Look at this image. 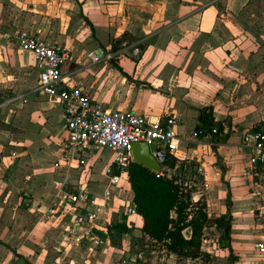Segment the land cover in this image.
Segmentation results:
<instances>
[{
	"label": "crops",
	"instance_id": "0c3cea01",
	"mask_svg": "<svg viewBox=\"0 0 264 264\" xmlns=\"http://www.w3.org/2000/svg\"><path fill=\"white\" fill-rule=\"evenodd\" d=\"M25 1L22 6L32 11L30 6L34 0ZM37 2L39 5L34 6L45 19L51 20V25L36 24V18L28 13L12 16L8 12L4 16L6 3L8 6L19 5V1L0 0V103L1 99L18 95L26 100L25 103L16 100L6 105L8 118L2 123L9 127L0 129V171L4 169L3 164L5 167L7 163L15 165L17 174L13 175L18 179L13 184L24 185L23 196H26L11 195L10 190L9 194H0V264H96L90 257L79 255L84 253L81 247L94 242L76 244L70 239L73 248H61L51 245L45 237L56 230L62 236L70 233L72 238L71 209L66 204V191L62 194L60 189L54 195L52 189L46 195L49 200L54 196L60 202L61 194L63 206L54 211L59 212L56 227L60 229L42 221H37L36 226L33 223L34 184L28 170L34 167V157L39 156L38 164L52 154L42 134L46 129L41 126L39 131L35 124L48 116L62 117L57 103L48 97L43 96L49 101L47 103L32 100L36 94L33 89L38 67L32 55L21 51L13 37H5V33L12 35L15 29L33 34L51 45L67 47L69 59L62 69V85L80 87L103 109L161 117L162 120L175 115L177 125L174 128L179 136L175 156L181 165L180 172L186 178L196 176L199 187L191 193L201 189L205 192H196L193 199L198 200L204 194L207 205L209 201H222L225 208L221 206L220 215H223L228 198L230 214L235 218L232 210L238 197L247 201L252 213L250 204L254 201L257 204L264 190L258 185V168L253 169L249 164L252 150L250 144L244 142V134L256 125L264 126V0ZM46 35L50 36L47 40ZM134 45L140 49L137 56L130 54V48L112 60L98 64H91L87 58L94 50L117 52ZM7 96L9 98H5ZM155 98L167 105L157 107L153 104ZM201 111L206 120L227 125L214 139L210 135L193 136L195 127L201 125ZM62 130L65 140V127ZM36 143L43 149L34 148ZM63 147L59 145L53 152L55 163L60 165L51 168L53 173L59 172L54 185L58 188L81 185L100 196L104 181L90 178L93 176L90 175L92 160L87 157L85 166L77 167L71 151ZM11 153L13 156H9ZM21 168L26 170L25 183L18 175ZM8 182L0 181V192ZM204 182L207 188H202ZM93 183L100 189L87 187ZM46 186L43 190H48ZM127 186L131 201L132 192L129 184ZM119 204L120 201L115 200L114 207L118 208ZM122 211L117 215L119 219L125 216L132 224L133 230L129 233L143 237L140 216L124 215ZM51 212L43 215L45 221ZM41 224L42 228L38 229ZM35 229H38V235L34 233ZM100 237L104 238V245H110L109 233ZM71 250L78 256H70Z\"/></svg>",
	"mask_w": 264,
	"mask_h": 264
},
{
	"label": "built area",
	"instance_id": "2783aa9c",
	"mask_svg": "<svg viewBox=\"0 0 264 264\" xmlns=\"http://www.w3.org/2000/svg\"><path fill=\"white\" fill-rule=\"evenodd\" d=\"M5 37H13L21 51L32 55L38 67L33 93L48 97L57 103L67 133L65 149L71 151V157L78 161L77 167L85 166V158L89 156L85 152L87 149H107L112 152V159L103 171L104 182L100 196L81 185L65 192L66 204L71 209L73 243L92 241L98 244L101 241L100 235L107 236L109 233L112 211L117 213L123 209L124 215H137L129 200H119V207L113 208L116 193L129 190L127 172L133 162V144L144 143L148 146L150 154L160 166V171L155 173L157 177L171 181L183 191L199 187L196 176L186 178L180 172L181 165L175 156L179 141L174 128L177 125L175 115L162 120L161 117L105 110L92 101L80 87L62 85V69L69 59L67 47L51 45L25 31H16L12 35L7 32ZM130 48L132 56L139 54V48L134 45L123 47L117 52L94 50L87 54V58L91 64H98L103 60H112ZM16 100L26 102L21 95L10 99L9 102ZM220 126L225 129L227 125L223 122ZM215 133L216 129H213L211 134ZM202 134L203 131L199 130L194 132L193 136ZM244 142L250 144L252 153L249 164L253 169L258 168V185L264 190V126L255 132H246ZM198 174H201V171H198ZM202 188H207V185L203 183ZM255 210L261 219L256 225L257 242L254 249L264 261V193L258 198Z\"/></svg>",
	"mask_w": 264,
	"mask_h": 264
},
{
	"label": "rangeland",
	"instance_id": "374dc122",
	"mask_svg": "<svg viewBox=\"0 0 264 264\" xmlns=\"http://www.w3.org/2000/svg\"><path fill=\"white\" fill-rule=\"evenodd\" d=\"M18 4H12V5H7L6 3V8L3 11L4 16H6L9 12V15L12 16H21V14H30L34 18H36L35 22L36 24H40L41 22H44L45 25H51L52 22L51 20H47L44 18V15L41 13L39 8L34 5H39V2L37 0H34L33 5H31L30 9L32 11H27L23 4H26L25 0H18ZM160 1H166V0H160ZM180 2H186L187 0H176ZM47 11V10H44ZM50 15V14H49ZM25 16V15H24ZM4 20L6 19L3 17ZM16 31H23L21 29H15ZM37 35V34H36ZM49 35H46L44 37L46 40L49 38ZM119 45V44H118ZM117 45V46H118ZM116 46V47H117ZM140 51V49H139ZM129 58H132L131 56H128ZM134 59V58H133ZM5 98H9L8 96ZM4 98V99H5ZM14 97H11L9 99H1L2 103H0V112L1 110L3 111L2 114H0V129H5L9 127V125L3 124L2 120H5L8 118V110L6 105H8L9 100L13 99ZM35 98V99H34ZM34 100H41L44 102H49L45 97L35 94ZM7 101V102H6ZM1 102V101H0ZM4 102V103H3ZM157 107H163L166 106L167 104H164L161 100H158L155 98V101L153 102ZM170 105V104H168ZM6 107V108H5ZM5 109V110H4ZM9 109V108H8ZM41 126L46 129V131L43 134L44 138H46L48 142V146L52 150V154L49 157L48 160H41L40 163L37 164L36 160L39 159V156L34 157V167L30 170H28V174L32 176V181H33V192H32V197L34 200V220L33 223L36 226V223L42 221L46 222L48 226H51L52 228H57L60 229L59 227H56L57 225V220L59 218V212L54 213L56 209H59L63 206V203L61 201V194L59 196L58 201L57 197H52L49 200V197L46 198V195L48 194V191H51L52 193L58 194V192L61 189V193L63 194L64 191H69L73 187L71 184L65 185L62 187H56L54 185L55 181H58L59 179V172L51 170V168H57L59 167V163H55V153L53 154L54 150L61 145L64 146L63 149L65 148V140H64V121L60 117H53V116H48L44 118V121L38 124H35V128L38 129L39 131L41 130ZM63 127V128H62ZM36 132V131H35ZM35 135H39L41 133H34ZM32 135V134H31ZM40 136V135H39ZM36 147L39 150H42V145L36 143ZM65 150V149H64ZM89 154L90 160H92V165L90 166L91 174L94 179L98 180H103V171L104 168L106 167L107 163L112 159V153L107 150V149H92L89 152H86ZM9 156H13V154H9ZM62 156H64L62 154ZM15 158V157H14ZM78 161L74 159V163L76 164ZM88 162V159H87ZM55 164H58L56 167ZM27 166L30 164H26ZM4 168V169H3ZM15 165L7 163L6 167L3 164L2 169L3 171H0V181L8 182L6 186H2L1 189L2 194L3 192L8 193L11 191V195L15 194L18 196H23L25 193L24 185L21 186H15L13 184L14 181L18 179V176L15 177L16 172L14 171ZM22 172H18L19 177L23 180V183H25V173L26 170L25 168H21ZM17 174V173H16ZM72 172H70V175ZM54 177L53 179H50L51 177ZM83 176V175H82ZM73 180V178L71 179ZM12 182V183H11ZM16 183V182H15ZM205 183V182H204ZM48 188V190L44 189L43 187ZM103 185H101V189ZM87 187H91L96 189H100V186H97L95 183L88 185ZM68 189V190H67ZM10 190V191H9ZM199 194L205 193L202 189L201 191L198 190L196 191ZM192 192V198H196L195 193ZM198 194V195H199ZM238 195V194H237ZM26 196H23L25 198ZM130 198V194L128 193V190L123 191V192H117L116 195L113 198V208H114V203L115 200H120L123 202H128ZM199 199L204 200L206 203V210L207 213L210 217H216L222 213L223 207L225 208V205H223L222 201L218 202H208L209 205H207L206 201V196L203 194L198 197ZM24 200V199H22ZM249 202V201H248ZM223 207L221 208V206ZM220 206V207H219ZM256 206L257 204L255 201L253 204H250V211L249 212V206L246 200L244 199H235L234 201V206H233V221L231 223V253L233 255L232 258V264H264V261L262 257L255 251L254 249V244L257 242L256 240V225L260 221V217H258L256 213ZM41 208L43 210H38L37 208ZM117 209V208H114ZM51 212L49 218L47 221L43 219V215H49V212ZM116 212L112 211V218L113 222H119L120 221H125V223L128 224V219L124 216L119 219ZM66 217L65 219H67ZM44 220V221H43ZM38 221V222H37ZM39 228H42V224ZM46 227L43 228V230ZM38 229L34 231L36 235H38ZM42 230V229H41ZM50 231L49 234H45V237L48 239L49 243L51 245H55L56 247H72L73 244L71 243V236L70 233L67 235H61L59 232L56 233V230ZM184 235H188V231L184 232ZM44 237V235H43ZM110 237V245L106 246L104 245V238L99 237V240H101L98 244H87L85 247H81L83 249L84 253H79L80 256L90 257L96 264H230L229 262V255L230 252L227 249H221L219 245L217 244L218 238H219V232L215 230L214 228H209L204 231V239L202 242V250L209 253L211 255V259L208 263H204L201 260H183V259H177L170 257L167 253L162 252V250L157 246L153 245L148 242V240L145 237H137V236H132V234L129 233V235H122L118 236L115 232H112L109 234ZM48 243V244H49ZM64 251V250H63ZM60 254L62 252H59ZM70 256L72 257H77L78 254H75V252L71 250Z\"/></svg>",
	"mask_w": 264,
	"mask_h": 264
},
{
	"label": "trees",
	"instance_id": "16d2710c",
	"mask_svg": "<svg viewBox=\"0 0 264 264\" xmlns=\"http://www.w3.org/2000/svg\"><path fill=\"white\" fill-rule=\"evenodd\" d=\"M205 118L204 111H201V125L196 126L194 132L200 130L203 134L196 137L210 135L214 139L222 131L221 123H214ZM260 128L261 126L256 125L248 132H255ZM213 129H216L215 134H211ZM127 181L132 192L131 205L141 218L140 232L149 243L157 245L177 259L201 260L208 263L211 255L202 250V242L204 231L214 228L219 232L217 244L221 249L230 252L229 262L232 264L230 235L233 218L228 198L225 214L210 217L205 202L201 199L194 200L191 191L181 190L171 181L157 177L142 165L134 162L130 164ZM132 230L131 223L112 221L109 234L115 232L120 237ZM185 231H188L187 236L184 235Z\"/></svg>",
	"mask_w": 264,
	"mask_h": 264
},
{
	"label": "water",
	"instance_id": "95a60500",
	"mask_svg": "<svg viewBox=\"0 0 264 264\" xmlns=\"http://www.w3.org/2000/svg\"><path fill=\"white\" fill-rule=\"evenodd\" d=\"M131 155L134 163L142 165L151 172L158 173L160 166L150 154L149 148L144 143H136L132 145Z\"/></svg>",
	"mask_w": 264,
	"mask_h": 264
}]
</instances>
